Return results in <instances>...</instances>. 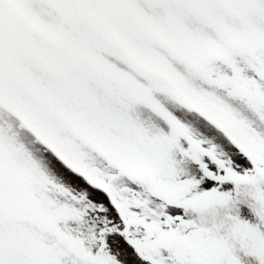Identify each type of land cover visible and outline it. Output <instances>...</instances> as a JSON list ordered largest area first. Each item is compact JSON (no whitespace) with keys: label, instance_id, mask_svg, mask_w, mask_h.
I'll use <instances>...</instances> for the list:
<instances>
[{"label":"snow or ice","instance_id":"1","mask_svg":"<svg viewBox=\"0 0 264 264\" xmlns=\"http://www.w3.org/2000/svg\"><path fill=\"white\" fill-rule=\"evenodd\" d=\"M0 264H264V0H0Z\"/></svg>","mask_w":264,"mask_h":264}]
</instances>
